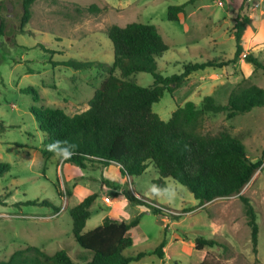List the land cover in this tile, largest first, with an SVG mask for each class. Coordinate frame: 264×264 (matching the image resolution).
<instances>
[{"label":"rangeland","instance_id":"obj_1","mask_svg":"<svg viewBox=\"0 0 264 264\" xmlns=\"http://www.w3.org/2000/svg\"><path fill=\"white\" fill-rule=\"evenodd\" d=\"M188 1L37 0L24 23L23 0H0L5 23L4 35H0V163L10 164V170L0 177V261L33 245L50 255L65 250L77 264H87L81 257H91V253L74 237L70 209L97 193L84 231L97 227L112 213L117 220L140 219L128 232L133 245L124 253L146 255L130 264H200L203 260L206 264H264V162L238 194L200 205L188 187L172 178H165L167 186L159 191L153 180L160 176L153 164L131 177L124 176L117 164L82 168L63 163L56 155L46 157L41 151L45 135L31 108H61L70 114L89 108L108 74L76 70L61 62L77 59L112 64L114 47L106 32L112 24L155 25L169 46L157 58V71L164 76L182 73L190 62L214 57L230 61L224 67L191 73L173 95L166 90L153 104V111L164 121L189 101L200 107L206 95L225 103L239 85L256 84L264 89L263 69L247 62L244 54L231 61L236 51V20L248 17L244 50L264 63V6L255 8L248 0H195L179 21L168 18L169 6ZM91 4L104 10L92 13L87 9ZM132 78L142 86L154 82L147 72ZM31 87L39 98L26 91ZM201 130H226L242 140L251 162L264 160V106L234 118L205 114ZM134 192L140 195L138 201L131 197L136 196ZM106 197L112 202H106ZM242 198L256 211L257 251ZM44 200L52 205L40 204ZM151 206L162 214L153 213ZM197 236L215 238L225 246L197 250ZM164 238L167 244L161 259L153 252Z\"/></svg>","mask_w":264,"mask_h":264},{"label":"trees","instance_id":"obj_2","mask_svg":"<svg viewBox=\"0 0 264 264\" xmlns=\"http://www.w3.org/2000/svg\"><path fill=\"white\" fill-rule=\"evenodd\" d=\"M37 0H23V22L29 21L32 6ZM195 0L180 5H171L168 18L179 21L186 13V7ZM90 12L99 14L104 8L91 4ZM240 7V11L242 10ZM248 17L236 20L234 39L236 51L233 60L244 54L247 62L264 70V63L253 53H246L242 38ZM5 23L0 6V35H4ZM107 35L114 47V61L108 64L94 60L69 59L62 65L76 70L106 72L85 111L70 114L61 108L32 107L39 129L45 138L42 154L55 156L48 151L53 141H66L72 146L73 155L63 163L86 168L117 164L124 176L143 174L150 164L157 169L159 178L153 180L159 191H164L165 178H172L189 188L194 197L204 205L217 198L238 194L251 180L264 160L251 162L242 140L226 130L218 132L201 130L205 114H225L228 118L247 113L253 108L264 106V89L256 84L239 85L229 95L225 103L217 102L212 95H206L197 106L189 101L178 106L168 121H164L153 111V104L160 101L166 90L172 95L187 77L196 71L227 66L230 61L208 59L203 62L187 63L180 74L164 76L157 71V58L169 46L157 27L149 23L131 22L125 26L110 25ZM147 72L154 77L150 86L136 83L133 75ZM39 98L31 87L26 90ZM10 170V164L0 163V177ZM98 194L84 197L70 209L73 220V234L81 247L91 253V257H81L87 264H130L141 260L146 254L128 256L124 251L133 245L128 232L138 226L136 217L130 222L105 217L97 227L84 231L91 217V207ZM131 197L138 201L137 197ZM247 223L251 228V241L257 251L259 225L254 207L247 198H242ZM37 204L36 201L30 202ZM42 205H52L49 201ZM55 209L56 206H54ZM153 213L162 214L161 209L151 206ZM166 238L155 248L154 254L165 257ZM195 247L203 250L216 245L225 246L215 238L195 237ZM0 264H77L65 250L50 255L43 249L28 245L18 249ZM200 264H206L203 260Z\"/></svg>","mask_w":264,"mask_h":264},{"label":"clouds","instance_id":"obj_3","mask_svg":"<svg viewBox=\"0 0 264 264\" xmlns=\"http://www.w3.org/2000/svg\"><path fill=\"white\" fill-rule=\"evenodd\" d=\"M48 151L62 160L70 159L73 155L72 146L68 145L66 141H53L48 145Z\"/></svg>","mask_w":264,"mask_h":264},{"label":"built area","instance_id":"obj_4","mask_svg":"<svg viewBox=\"0 0 264 264\" xmlns=\"http://www.w3.org/2000/svg\"><path fill=\"white\" fill-rule=\"evenodd\" d=\"M252 6H254L255 8H259L261 6H264V0H248ZM222 3V2H221ZM134 194L136 195L135 197L140 198V195L136 192H134ZM106 202H112V200L109 197L105 198Z\"/></svg>","mask_w":264,"mask_h":264},{"label":"crops","instance_id":"obj_5","mask_svg":"<svg viewBox=\"0 0 264 264\" xmlns=\"http://www.w3.org/2000/svg\"><path fill=\"white\" fill-rule=\"evenodd\" d=\"M263 6H261V7H259V8H262ZM118 167V169H120V167L119 166H117ZM106 185V183H104V185L103 186H105ZM72 194V193H71ZM127 200V198L125 197V200L124 201H126ZM122 201V200H121ZM124 201H122L121 203L123 204V202ZM110 217H112V218H114V219H116V217H115V215H113V213L111 214V215H109ZM91 230V229H90Z\"/></svg>","mask_w":264,"mask_h":264}]
</instances>
